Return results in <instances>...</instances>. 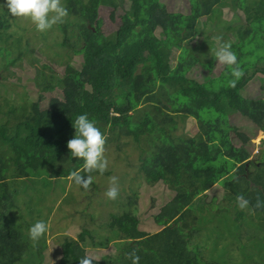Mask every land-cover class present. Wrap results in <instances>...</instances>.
Here are the masks:
<instances>
[{"label": "trees", "instance_id": "1", "mask_svg": "<svg viewBox=\"0 0 264 264\" xmlns=\"http://www.w3.org/2000/svg\"><path fill=\"white\" fill-rule=\"evenodd\" d=\"M227 1L234 16L225 23L220 17ZM63 2L67 10L64 28L71 27L72 41L65 37L62 46L80 55L82 64L73 74L41 72L35 79L39 99L55 91L60 96L44 110L12 105L7 122L0 125V264H27L22 243L26 235L21 231L30 225L9 217L13 208H19L14 182L31 180L38 185L36 179L42 178V185L47 186L67 180L73 171L85 174L82 161L71 157L66 146L75 132L71 121L85 113L104 134L106 146L121 135L131 136L140 153L156 158L151 167L141 168L144 184L166 185L174 193L167 197L176 212L166 205L154 221L172 230L174 247L184 244L182 253L186 261L189 258L188 264H213L201 254L209 253L211 244L215 246L214 231L232 235L240 251L249 248L247 264H264L263 238L256 241L250 236L248 244L242 243L248 235L242 228L249 220L264 229V162L254 157L256 145L246 133L250 124L264 133V98L251 99L242 93L258 80L264 94V0H197L196 8L186 14L170 13L161 6L162 0H128V8L125 0ZM99 8L111 10L112 19L120 21L109 35L91 26L98 21ZM9 27L6 15L0 14V39ZM225 42L237 55L243 75L233 77L224 65L213 78L205 81L201 73L199 79V68L209 61L217 66L212 55ZM19 45L20 41L13 43L10 51ZM2 51L4 59L15 53ZM18 55L9 61L11 65L21 59L23 51ZM233 79L235 85L229 86ZM175 117L192 119L197 134L178 136L175 125L162 123ZM200 178L223 188L226 198L235 202L233 212L219 205L215 213H202ZM94 184L92 179L87 189L76 185L88 190ZM238 195L249 201L247 208L237 207ZM258 200L261 207L256 208ZM110 218L111 236L102 245L113 243V252L90 257L83 243L65 238L60 264H78L84 256L93 264H133V253L137 264H179L173 247L140 230L138 219L128 213ZM206 223L207 235H211L203 241L200 234ZM191 253L193 259L187 255Z\"/></svg>", "mask_w": 264, "mask_h": 264}, {"label": "rangeland", "instance_id": "2", "mask_svg": "<svg viewBox=\"0 0 264 264\" xmlns=\"http://www.w3.org/2000/svg\"><path fill=\"white\" fill-rule=\"evenodd\" d=\"M196 2L197 0H162L161 6L166 7L170 13L186 14L196 8ZM3 3L4 0H0V5ZM61 3L64 6L63 0ZM227 3L221 8L220 17V21L225 23L232 21L234 16L231 2L227 1ZM124 5L129 7L128 0H125ZM0 14L6 15L10 23L6 36L1 38L7 44L0 39L2 52L13 50L12 44L20 41V45L14 51H10L15 52L12 56L4 59V56L0 55L1 125L7 122L9 118L7 113L12 105L17 106L18 109L27 106L29 111L33 105L37 106L38 110L49 108L51 100L60 96L59 91L45 93L39 99V88L35 79L41 77V72L51 76L50 70L59 75L76 73L81 67L82 57L74 54L68 45L62 46L65 37L69 38V42L72 41L71 27L64 28L67 15L51 29L38 32L29 20L11 17L6 7L0 6ZM241 16L244 18L242 13ZM97 18L98 21L94 20L91 26L94 29H100L105 35L116 31L120 25L119 19H112L111 10L106 8L98 9ZM242 23L245 24L244 19ZM20 50L23 51L21 59L15 65H11L9 61L18 57ZM222 66L224 65L216 66L213 61H209L204 67L199 68L196 72L197 77L200 79L202 73V79L207 81L213 78ZM260 89V82L257 80L251 82L242 93L243 96L251 99L264 98ZM162 123L175 125V134L178 136H194L198 131L197 125L190 118L175 117L173 121L164 119ZM246 133L256 145L254 157L264 162V133L258 131L252 124L248 125ZM105 157L108 161L106 170L102 174L91 176L96 188L92 186L88 190H81L70 178L52 181L51 187L49 184L42 185V178L36 179L38 185L33 184L31 180H20L17 184L14 182L16 188L13 191L14 199L18 201L19 208H13L9 217L15 222H18L20 218L22 223L27 221L24 224L30 226L38 220H43L48 225L47 233L35 242L29 238L27 227H23L21 233L26 235L22 240L25 247L24 261L27 264H36L38 257L37 264H60L65 257L62 245L65 238L83 243L90 257H95L98 253L113 252V243L108 244L106 248L102 245L111 236V229L108 227L111 221L110 215L128 213L135 221L136 219L140 221V230L161 237L168 246H172L179 264H188L189 258L186 261L182 253L184 244L174 247L172 242L175 234L172 230L169 227L158 226L154 221V216L159 214L162 207L166 205L173 207L167 196L174 194L162 183L153 187H146L144 184L141 168L148 169L154 164L156 158L140 153L132 137L124 135H121L119 141L105 145ZM113 176L117 178L119 195L115 200H109L104 193L109 187V177ZM199 181L200 204L205 205L203 214L215 213L219 205L230 208L233 212L235 202L233 199L226 198L227 194H224L222 187L209 185L207 178H200ZM174 212H176L175 208ZM245 224L242 231L247 232L248 235L243 237V241L241 240L243 244H248L250 236L256 241L262 238L264 240V229L259 223L251 224L249 220ZM214 234L212 243L215 241V246L211 244L210 252L201 254L205 261L213 264H247L249 262L246 259V255L250 253L249 248L240 251L238 245L234 246L238 240H232V235H228V232L224 235L214 231ZM210 235L211 232L207 235L206 223L200 239L207 241ZM213 247H215L214 250ZM36 248L41 252L38 253ZM220 254L224 256L221 257ZM187 255L193 259L192 253Z\"/></svg>", "mask_w": 264, "mask_h": 264}, {"label": "clouds", "instance_id": "3", "mask_svg": "<svg viewBox=\"0 0 264 264\" xmlns=\"http://www.w3.org/2000/svg\"><path fill=\"white\" fill-rule=\"evenodd\" d=\"M0 6L6 7L11 17L29 20L38 32L51 29L54 24L62 21L67 15V10L62 5L61 0H4L3 5ZM212 57L217 64L228 66L233 77L239 78L243 75L237 55L231 50L230 43H222ZM235 82L234 79L229 80V86H234ZM71 122L75 132L66 146L71 157L82 161L85 174L81 175L79 170L73 171L70 173V179L75 184L87 189L92 181V177L87 173L98 171L102 174L107 168L108 161L105 157L106 138L86 113L77 115L74 121ZM104 195L109 200L117 198L119 191L116 177H109V187ZM236 203L240 209L249 206V201L239 195L236 196ZM255 207H261L259 200ZM47 231V223L38 220L29 227L28 235L35 242L41 239ZM132 260L133 264H137L138 257L134 253L132 254ZM78 264H93V262L89 257L84 256L79 259Z\"/></svg>", "mask_w": 264, "mask_h": 264}]
</instances>
